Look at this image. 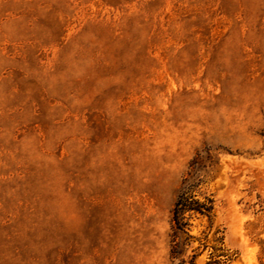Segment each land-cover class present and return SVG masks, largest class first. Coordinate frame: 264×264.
Segmentation results:
<instances>
[{
    "label": "rangeland",
    "instance_id": "obj_1",
    "mask_svg": "<svg viewBox=\"0 0 264 264\" xmlns=\"http://www.w3.org/2000/svg\"><path fill=\"white\" fill-rule=\"evenodd\" d=\"M180 260L264 264V0H0V264Z\"/></svg>",
    "mask_w": 264,
    "mask_h": 264
},
{
    "label": "trees",
    "instance_id": "obj_2",
    "mask_svg": "<svg viewBox=\"0 0 264 264\" xmlns=\"http://www.w3.org/2000/svg\"><path fill=\"white\" fill-rule=\"evenodd\" d=\"M193 189V186H183L179 194L176 196V200L173 205L171 212V223L174 239L171 257L173 259H178L177 256L179 255L178 251L180 250V246L179 243L176 242V239L179 237V235H186L187 238H191L188 234L190 218L193 215H199L206 216L209 219L214 213L213 200L206 196L204 197L203 201H200L198 198H195V195H193ZM179 264H184V261L180 260Z\"/></svg>",
    "mask_w": 264,
    "mask_h": 264
}]
</instances>
